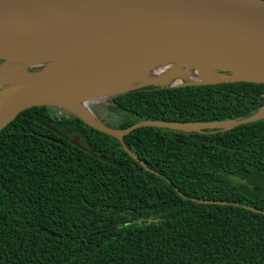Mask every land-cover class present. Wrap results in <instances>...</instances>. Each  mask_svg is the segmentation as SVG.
I'll return each instance as SVG.
<instances>
[{"label":"trees","instance_id":"trees-1","mask_svg":"<svg viewBox=\"0 0 264 264\" xmlns=\"http://www.w3.org/2000/svg\"><path fill=\"white\" fill-rule=\"evenodd\" d=\"M109 102L116 118L102 122L116 130L240 120L264 106V83L147 86ZM0 264H264V118L120 140L54 106L22 111L0 132Z\"/></svg>","mask_w":264,"mask_h":264},{"label":"water","instance_id":"water-1","mask_svg":"<svg viewBox=\"0 0 264 264\" xmlns=\"http://www.w3.org/2000/svg\"><path fill=\"white\" fill-rule=\"evenodd\" d=\"M107 8L120 11V19H111L95 34L71 42L53 62L45 64L41 70L26 71L33 74L32 78L25 84L16 85L10 92V101L0 107V132L24 110L42 105L62 106L53 100L71 87L83 72L101 61L156 46L160 47L159 53L139 64L137 69L147 71L154 62H163L175 55H187L206 48L209 57L218 62L212 70L214 79L179 85L136 83L112 93V96L147 86L167 88L209 83H264V0H0V36L59 18L72 20L80 12ZM67 23L64 21L60 25ZM123 66L99 74V85L119 81L134 73L133 69ZM4 86L7 85L1 87ZM65 108L94 128L120 140L131 130L145 126L183 130L181 125L186 124L208 127L232 122L223 129L227 130L264 118L260 114L263 106L256 114L240 120L208 123L143 120L124 130H116L105 126L97 117L99 124H94L75 110ZM71 143L90 152L76 137ZM200 202L229 203L213 200Z\"/></svg>","mask_w":264,"mask_h":264},{"label":"bare ground","instance_id":"bare-ground-1","mask_svg":"<svg viewBox=\"0 0 264 264\" xmlns=\"http://www.w3.org/2000/svg\"><path fill=\"white\" fill-rule=\"evenodd\" d=\"M120 15L122 14L116 9H93L78 13L72 20L59 18L29 29L13 30L0 36V58L6 60L0 66V86H8L0 91V107L10 101V92L16 85L25 84L32 78L33 74L27 73L26 67L53 62L71 42L95 34L94 32L104 28L109 20H119ZM64 21L68 23L64 26L60 25ZM159 48L156 46L147 50L126 52L101 61L83 72L72 86L57 96L53 102L75 110L91 123L99 124L89 103L130 88L136 83L158 82L179 85L196 80L214 79L212 70L217 67L218 62L209 57L206 48L187 55H175L163 62H154L147 71L137 69L139 64L159 53ZM122 65L126 69H133L134 73L119 81L99 85V74ZM260 114L264 116V109ZM230 124L232 122L221 125L230 126ZM181 126L195 129L203 127L198 124Z\"/></svg>","mask_w":264,"mask_h":264},{"label":"rangeland","instance_id":"rangeland-1","mask_svg":"<svg viewBox=\"0 0 264 264\" xmlns=\"http://www.w3.org/2000/svg\"><path fill=\"white\" fill-rule=\"evenodd\" d=\"M6 60L4 59H0V65L3 64ZM45 64H40L37 66H33V67H26V71L27 72H35L38 70H41L42 68H44ZM184 68L190 69L188 66H184ZM199 81V80H196ZM8 88V86H4L1 87L0 86V91L4 90ZM112 94L107 95L106 97L100 98L98 100L92 101L89 103L90 108L93 110V112L95 113V110H101V112L99 114H96V117L102 121L104 118H106L108 121L113 120L116 118V113L115 112H110V111H104V107H108V105L110 104V100H111ZM56 108L59 109H63V111H66L67 113H73L72 111H70L69 109L62 107V106H54ZM103 107V108H102ZM104 111V112H103ZM224 128H228V126L226 125H213V126H206V127H202V128H188V127H182L183 130H214V129H224Z\"/></svg>","mask_w":264,"mask_h":264}]
</instances>
